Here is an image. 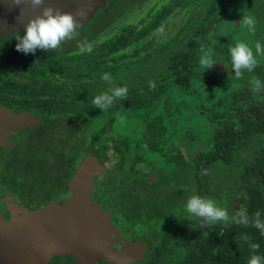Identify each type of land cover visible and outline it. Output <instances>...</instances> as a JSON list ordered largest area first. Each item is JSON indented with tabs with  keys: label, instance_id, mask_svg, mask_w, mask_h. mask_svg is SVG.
Instances as JSON below:
<instances>
[{
	"label": "flooded vegetation",
	"instance_id": "obj_1",
	"mask_svg": "<svg viewBox=\"0 0 264 264\" xmlns=\"http://www.w3.org/2000/svg\"><path fill=\"white\" fill-rule=\"evenodd\" d=\"M141 1L147 2L141 8L145 12L146 8L156 6L159 0H153L152 4L148 3L149 0ZM238 1H222V4L227 3V8L220 14L219 23H231L229 32L222 34L218 29V32L209 35L210 40H206L204 47L196 43L194 49L203 48L210 54L214 53L215 49V54L221 56L223 49L228 50L235 42L242 41L251 46L250 42L253 41L255 45L259 41L264 45V33L260 36L258 31L250 33L246 27L240 26V21L246 15L238 9H232ZM240 1L242 3V0ZM191 6L192 13V9L196 10V7L195 4ZM184 13H181L183 17L180 18L182 22H179V29L188 17ZM198 13H195L196 18ZM177 15L180 13L173 18ZM172 21L169 19L168 24L163 27ZM235 25L242 32H236ZM179 29L177 34H180L181 41L186 39L184 44L186 46L192 31L186 30L183 33ZM162 31L161 28L159 33ZM16 33L6 34L0 41ZM95 40L100 42V39ZM218 43L223 45L220 50ZM63 48L65 45L53 51L37 49L35 53L28 54L18 52L16 48L13 50L0 48V52H3L0 54V110L5 112V115L0 116V241L19 239L22 231L26 229V224L32 222L34 215L44 212L63 199L70 182L76 177L78 179L77 173L93 143L99 136L104 135L100 134L99 130L88 128L82 121L95 118L98 111L84 112L75 107L70 108V103L75 106L80 102L75 104V100L67 97L68 84L73 83L75 79H66L67 73L60 69L62 65L54 66L48 62V59L55 58L58 61L63 56H68V51ZM191 48L193 49V46ZM253 51L255 54V48ZM171 55L170 53L169 57ZM44 58L42 62L41 59ZM31 60L36 62L30 63ZM257 61L259 67L260 65L264 67V57L258 56ZM214 62L216 63L208 71L226 72V75L223 74L221 77L226 82L227 89L215 93L214 96V98L221 96L225 114H231L222 119L223 126L229 122H238L232 117L234 114L260 116L264 110V92L254 93L252 81L264 78V68L258 77L259 71L255 68L252 72L244 71L242 78L237 79L229 59L223 58ZM220 64H224L225 68H213ZM167 67L168 64L166 69ZM199 70L202 71L200 65ZM192 79L197 80L196 72ZM17 117L27 120V124L15 126ZM203 126L205 127L203 129L189 126L174 130L176 134L174 143L164 145V150L169 151L168 156L176 157L171 160L162 155L149 153L146 143L140 151L134 150L132 126L129 135V131L126 130L129 127L123 129L120 126L104 130L108 131L110 146L115 148V151L114 155L110 156L111 168L94 176L96 184L90 198L98 202L101 208L111 212L112 220L124 238V241L118 242L121 251L131 243L139 242L133 251L130 264H173L179 262L181 258H186L189 250L203 235L197 218L186 211V203L193 195L204 194L207 198L217 200L221 207L228 209L230 215L239 210L235 196L222 195L224 190H228V186L220 181V177L207 176L208 171L204 172L203 176H200V173L199 177L196 175L197 164L201 163L197 160V153L211 148V143L208 138L204 139L203 132L205 129L211 131L217 129L221 122L208 119ZM116 130L121 131L117 133ZM182 134L185 138L180 139ZM181 141L188 142L191 146H186ZM181 155L183 158L179 159ZM187 160L189 162H186ZM175 171L180 172L177 176H172L171 173ZM163 172L169 173L167 176L169 178H164ZM169 180L171 181L168 182ZM176 182H180L181 185L178 186ZM204 183L205 187L201 190ZM184 184L187 186L186 190H182ZM172 188L175 189L173 193ZM154 204L157 206L151 207ZM68 214L67 211L64 215L66 217L59 221L67 237V227L72 224L68 221ZM6 230L14 231V234L4 235L3 231ZM80 255L83 258L85 256L84 253ZM45 264L108 263L101 258L93 261H87L85 258L78 260L73 254L64 253L52 257Z\"/></svg>",
	"mask_w": 264,
	"mask_h": 264
},
{
	"label": "trees",
	"instance_id": "obj_2",
	"mask_svg": "<svg viewBox=\"0 0 264 264\" xmlns=\"http://www.w3.org/2000/svg\"><path fill=\"white\" fill-rule=\"evenodd\" d=\"M139 1L141 0H110L105 8L99 9L110 21L101 19L103 12L100 16L97 15L95 20L98 10L92 20L98 23V28L110 27L129 6H134ZM222 1L168 0L158 7L146 8L145 12L141 9L138 18L134 17L133 22L123 23L100 42L91 40L88 43L92 47L91 52L86 49L82 51L81 48L68 50V56H63L61 60L57 59L58 61L55 58L48 59V62L54 66L62 65L60 69L67 73L66 79H75L73 83L68 84L67 97L75 100V104L80 102L75 106L70 103V108L75 107L84 112L98 111L95 118L82 120L87 127L94 131L99 130L100 134H104V138H108V131L104 132L105 129L120 126L124 129L132 126L134 150L140 151L146 143L149 153L162 155L169 160L176 159L168 156L169 151L164 150V145L174 143L175 129H185L189 126L203 129L205 128L203 124L208 119L220 121L221 126L217 129L212 131L205 129L203 132L204 139H209L211 148L197 153V160L201 163L197 164L196 175L199 177L200 173V176H203L204 172L208 171L207 176L220 177V181L228 186V190L222 193L224 197L235 196L239 210H246L250 218L260 212L261 219L264 220V110L259 118L255 114H234L232 117L238 122H229L223 126L222 119L231 114H225L221 96L218 98L214 96L215 93L227 89V84L221 77L223 74L226 75V72H210L204 69L200 71L202 49H194L196 43L204 47L206 40H210L209 35L218 32L220 14L227 8V3L222 4ZM202 2L204 3L201 5ZM193 4L196 10L192 9L191 13ZM232 9H238L246 16H254L257 22L256 31L260 36L264 33V0H242V3L239 0ZM183 12L188 17L191 14V18L187 19L189 22L187 23L185 19L180 28L183 33L186 30L192 31L188 45H181L180 34H177L155 50L145 51L150 43H146L147 39L152 35L157 38L156 32L168 24L172 16ZM195 13H198L197 18ZM234 28L236 32H242L236 25ZM13 35L15 34L1 40L6 42L4 49H15L18 43L16 35L23 36L24 32ZM235 44L236 42L231 47ZM250 44V47L254 48V42ZM176 45L179 47L175 51ZM221 48L223 45L218 43V49ZM230 48L223 49L221 56H217L214 49L211 58L214 61L223 58L231 61ZM170 53L172 55L169 57ZM44 60L45 58L41 59L42 62ZM154 61L158 63L166 61L168 67L165 73L154 75L156 79L147 80L143 75L145 68L140 67ZM35 62L36 60L30 61ZM262 68L264 67L257 65L256 70L259 71L257 77ZM195 72L197 80L194 81L192 77ZM104 73L112 75L111 85L102 79ZM259 80L264 82L262 77ZM115 86H126L127 97L116 99L107 111L102 112L101 109L95 108L92 104L94 97L107 92L109 89L106 88ZM193 117L198 119V123L187 125L186 121ZM183 138L184 134L180 136V139ZM242 157L246 159L240 160ZM182 158L181 155L179 159ZM163 173L164 178H169L167 177L169 173ZM178 173L175 171L171 175L177 176ZM176 183L181 185L180 182ZM205 183L201 185V190L204 189ZM173 191L174 188L171 192ZM201 197L207 198L204 194ZM214 202L220 206L217 200ZM155 206L157 204L151 205ZM197 224L203 233L202 237L189 250L186 258H181L179 262L173 264H248L253 254L249 248L250 242L259 244L256 254L264 256V235L254 226L237 223L206 225L200 218H197ZM244 236L249 237V240H244Z\"/></svg>",
	"mask_w": 264,
	"mask_h": 264
},
{
	"label": "water",
	"instance_id": "obj_3",
	"mask_svg": "<svg viewBox=\"0 0 264 264\" xmlns=\"http://www.w3.org/2000/svg\"><path fill=\"white\" fill-rule=\"evenodd\" d=\"M108 3L109 0H45L42 6L34 9L30 3L16 6L10 0H0V38L9 33L25 32L27 22L42 15L45 7L73 14L81 8L87 10L83 19L76 17L80 30L92 20L97 10ZM213 68L223 69L225 66L220 64ZM1 115L5 112L0 110ZM27 122L21 117L15 118V126ZM114 151L109 137L99 136L77 173L78 179L76 177L70 182L63 199L34 215L19 239L0 241V264H45L52 257L64 253L73 254L78 260L101 258L108 264H130L139 242H133L121 251L118 242L124 241V238L114 224L111 212L90 198L96 184L94 176L111 168L110 156L114 155ZM67 211L68 221L72 223L67 227L68 237L59 222L66 217ZM3 234L11 235L14 231L6 230ZM80 253L85 254L84 258Z\"/></svg>",
	"mask_w": 264,
	"mask_h": 264
},
{
	"label": "clouds",
	"instance_id": "obj_4",
	"mask_svg": "<svg viewBox=\"0 0 264 264\" xmlns=\"http://www.w3.org/2000/svg\"><path fill=\"white\" fill-rule=\"evenodd\" d=\"M45 0H10V3L20 6L24 3H30L35 9L44 4ZM83 19L87 16V10L81 8L75 14L70 12H61L59 9L52 7L43 8L42 15L30 19L25 25L23 36L17 35L16 50L25 54L35 53L37 49L51 51L59 49L63 42L72 40L79 36V20L76 17ZM241 27H246L250 33H255L257 22L254 16H243L240 21ZM81 50L91 52L92 47L88 43L80 44ZM253 48L245 42H238L230 48L231 68L235 71L237 79L242 78L244 71L252 72L257 67V57H264V45L257 41ZM200 56V66L204 71L208 70L216 62L211 58L209 51L202 48ZM102 79L110 85L113 83V78L110 73H104ZM155 85H153L154 87ZM252 91L256 94L264 92V83L259 79L252 81ZM128 88L125 87H110L107 92L98 94L94 97L92 104L95 108L107 111L116 99L126 98ZM186 211L188 214L200 218L206 225L224 223H237L243 226H254L264 235V220L261 219V213L257 212L250 218L244 209L236 211L234 215H230L228 209L218 206L212 199L204 198L198 195L191 196L186 203ZM244 240H249V237L244 236ZM249 248L253 253L248 260V264H264V256L256 254L259 249V244L249 243Z\"/></svg>",
	"mask_w": 264,
	"mask_h": 264
},
{
	"label": "rangeland",
	"instance_id": "obj_5",
	"mask_svg": "<svg viewBox=\"0 0 264 264\" xmlns=\"http://www.w3.org/2000/svg\"><path fill=\"white\" fill-rule=\"evenodd\" d=\"M122 1H124V0H122ZM166 1L167 0H159L158 1V4L155 7H158L159 5L163 4ZM152 2H153V0H149L148 1L149 4H152ZM146 3L145 2L142 3V1H141V2H136L134 6H131V7L129 6L127 8V10L124 11L123 14H121L120 16H118L114 20V22L112 23V25L110 27H104L105 28V29L103 28L104 30L101 29L103 26H101L100 28H98L97 27L98 26V23L95 21V20H97V15L100 16L101 12H103L102 10L101 11L98 10L99 12L96 14V18H94L95 20L93 19V20L89 21L87 23V25H85L84 28L80 29L79 30V33L80 34H79L78 37H76V38H74L72 40L66 41V43H63L60 47H62V46L65 45V48H63V49H65L66 52L68 50H73L74 51V50L80 49V44L81 43H85V42L86 43H90L91 40H95V39L102 40L105 36H108L113 31H116L119 28V26H121L123 23H125L127 21L133 22L132 20H133L134 17H135V19H137L138 18V13L140 12L141 8ZM139 5H141V6L139 7ZM181 17H183V15H181V14L180 15H177L176 18H173V16H172L171 17V21L172 20L173 21L168 26L162 27V30L163 31L160 32V33L158 32L156 34V35H158L157 38H155L154 36H150V38H148L147 41H146V43H149V42L150 43H149L148 47L145 49V51L148 50V49L149 50H155L156 48H158L159 46H161V44H163L165 41L169 40L170 38L175 37L176 34L178 33L179 22H182V20H180ZM101 19L103 21H106V22H109L110 21L109 18L107 19V15H105L104 12L101 14ZM187 19H188V17L186 18V20ZM188 22L189 21L187 20V23ZM182 25L183 24H181L180 27ZM230 27H232L231 23H226V22L219 23V25H218L219 32H222V34H223V32L228 33L229 32V29L228 28H230ZM101 32L104 33V34H106V35H102ZM236 36H238V35L236 34ZM185 43H186V39H183L181 45H184ZM5 45H6V42L5 41H3V42L0 41V48H4ZM178 46L176 45L174 47V50L175 49L178 50V48H177ZM167 63L168 62H166V61H163L162 63L161 62L158 63L157 61H154L152 64L148 63L145 66H141L140 69L145 68V69H143V72H144L143 75H145L144 77L147 78V80H152V79H156L157 78V77H154V75H156V74L160 75L161 73L165 72ZM144 77H142V78H144ZM106 89H109V88H106ZM254 100L258 102V100H256V99H254ZM186 122H188L187 125L196 124L197 123V119L193 117L190 120H187ZM130 127H129V129H126L127 131H129L128 135L131 133ZM120 131L121 130H116L117 133L120 132ZM124 133H125V131L122 132V134H124ZM181 143L184 144V145H186V146H189V147L191 146V144H189L188 142L181 141ZM244 159H246V158L242 157L240 160H244ZM184 189L185 190L187 189V186L186 185H185V187H183L182 190H184Z\"/></svg>",
	"mask_w": 264,
	"mask_h": 264
}]
</instances>
